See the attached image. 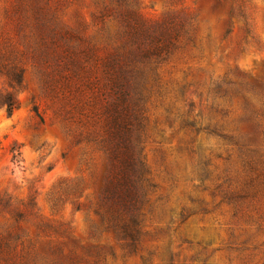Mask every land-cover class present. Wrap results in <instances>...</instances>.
<instances>
[{
    "label": "rangeland",
    "instance_id": "rangeland-1",
    "mask_svg": "<svg viewBox=\"0 0 264 264\" xmlns=\"http://www.w3.org/2000/svg\"><path fill=\"white\" fill-rule=\"evenodd\" d=\"M4 52L26 57L0 108V264H264V0H0ZM114 55L136 157L121 203Z\"/></svg>",
    "mask_w": 264,
    "mask_h": 264
},
{
    "label": "trees",
    "instance_id": "trees-1",
    "mask_svg": "<svg viewBox=\"0 0 264 264\" xmlns=\"http://www.w3.org/2000/svg\"><path fill=\"white\" fill-rule=\"evenodd\" d=\"M38 12L35 9L36 15ZM36 24L38 25L39 22ZM38 29L40 31V28ZM25 54V52H20L17 56L12 53H0V108H3L7 115H11L18 108L16 94L24 85L22 59L26 57ZM116 59L114 55V58H109L104 62L108 84L116 91L117 96L104 107L103 124L102 121L101 124L105 133V145L110 154L112 171L105 193L121 203L127 198L133 184L136 157L129 139L132 130L131 119L124 102L128 85L127 67L120 65L121 63ZM121 147L125 150L124 155H121ZM17 156L18 152L14 153L12 158L16 159Z\"/></svg>",
    "mask_w": 264,
    "mask_h": 264
}]
</instances>
